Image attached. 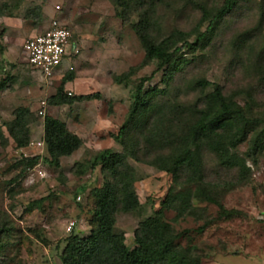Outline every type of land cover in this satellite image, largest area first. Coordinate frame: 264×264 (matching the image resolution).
I'll return each mask as SVG.
<instances>
[{
	"label": "rangeland",
	"instance_id": "obj_1",
	"mask_svg": "<svg viewBox=\"0 0 264 264\" xmlns=\"http://www.w3.org/2000/svg\"><path fill=\"white\" fill-rule=\"evenodd\" d=\"M222 2L161 0L156 4L151 15L152 38L160 41L177 32L188 35L171 42L170 53L180 68L166 85V66L157 71L158 60L143 64L145 53L135 32L140 9L125 11L113 0H0V84L5 85L0 90V127L9 139L8 145H0V264H61L67 238L89 235L94 210L90 192L104 183L100 168L91 169V163L104 149L136 153L137 160L129 157L126 164L136 179L140 208L117 213L114 226L130 250L135 247L139 223L161 210L170 192L185 191L195 197L192 214L174 221L175 210L163 211V221L179 235V249L198 258L200 264H264V149L248 157L246 140L235 150L249 168L244 184L237 182L235 170L220 167L213 154L202 150L204 191L222 208L203 201L195 186L186 185L185 173L174 182L170 174L145 164L164 153L158 144L146 142L152 129L166 139L180 135L189 125L191 107L209 92L194 86L198 80L219 85L225 95L235 93L250 119H264V0H244L215 29L209 44L199 43L194 52L187 47L196 41L198 5L211 10ZM54 19L71 32L73 41L71 61L65 60L62 70L67 72L71 65L74 79L65 83L63 94L67 98L99 95V99L49 105L67 74L43 81L32 73L22 47ZM209 25L201 24L199 31L206 32ZM249 31L248 40L244 34ZM131 69L135 73L124 85L112 81ZM144 77H151L144 92L158 88L167 93L153 101L159 107L157 117L147 129L132 128L123 147L110 135H117L127 120L136 86ZM18 108L32 113L27 117L30 143L24 149L15 148L5 127ZM46 116L64 122L83 140L71 156L59 159V167L49 163L43 143ZM35 156L39 163L28 169L24 159ZM41 199L39 205H32Z\"/></svg>",
	"mask_w": 264,
	"mask_h": 264
},
{
	"label": "trees",
	"instance_id": "obj_2",
	"mask_svg": "<svg viewBox=\"0 0 264 264\" xmlns=\"http://www.w3.org/2000/svg\"><path fill=\"white\" fill-rule=\"evenodd\" d=\"M113 1L125 11L132 8L141 10V17L135 32L144 49L143 64L158 60L157 71L166 66L164 83L169 85L180 68L173 59L174 55L170 53L171 42L175 37L183 40L188 35L177 32L160 41L151 37L150 32L153 27L151 15L156 4L161 0H148L147 4L146 0ZM243 1L223 0L218 8L211 10L198 5L201 17L196 28V41L193 44H187V47L194 52L199 43H203V46L209 44L215 29ZM145 4L147 7L143 9ZM205 22H209L210 25L206 32H200L199 26ZM251 32L244 34L248 40ZM1 68L0 62V70ZM134 73L135 69H131L125 74L114 76L112 81L116 85H124ZM66 74L56 94L49 99L50 106L72 105L77 101L99 99V95L67 98L63 94V86L67 82H72L74 78L72 73ZM150 78L144 77L139 81L127 120L120 127L117 135H110L116 143L123 147L126 146L132 128L147 129L151 120L159 114V107L154 105L153 101L164 96L167 91L151 88L144 92V84ZM194 86L202 93H205L206 89H209V92L203 94L202 99L191 107L189 125L180 135L165 136L166 139H161V136L152 129L146 142L150 145L158 144V149L164 153H158L145 164L157 171L170 174L174 182H177L182 173H185L186 185L195 186L198 191L195 192L201 194L203 201L222 208L208 191H204L202 150L206 149L213 154L220 167L235 170L237 182L244 184L248 179L249 168L245 159L239 157L235 150L247 140L249 144L246 156L261 153L264 149V119H250L236 101L237 95L235 93L225 95L219 85L206 80H198L194 82ZM4 87V83H1L0 90ZM247 107L250 109L251 105L247 104ZM31 114L27 108H18L13 113V120L5 126L16 149H24L30 143L27 117ZM250 135L251 137L247 139ZM8 143L9 139L0 127V145L6 146ZM43 143L49 163L54 167H59V159L71 156L82 146L83 140L71 133L64 122L46 116L43 118ZM131 152V154H121L104 149L94 157L91 169L100 168L104 183L101 188H95L90 192L94 202L93 214L88 223L91 230L87 237L72 234L67 238L60 257L61 264H200L198 258L178 248L176 241L179 235L175 234L170 224L163 221V211L166 209L175 210L174 221L193 213L191 199L195 197L189 192H170L161 210L139 223L134 234L135 247L133 249L130 250L125 245L123 234L114 232L117 213H134L140 208L134 188L136 179L133 171L126 164V159L129 157L137 160L136 153ZM39 161V156L24 159L28 169L35 167ZM41 202L42 199L32 202V205L37 206ZM206 227L207 225L200 227L198 233H202Z\"/></svg>",
	"mask_w": 264,
	"mask_h": 264
},
{
	"label": "built area",
	"instance_id": "obj_3",
	"mask_svg": "<svg viewBox=\"0 0 264 264\" xmlns=\"http://www.w3.org/2000/svg\"><path fill=\"white\" fill-rule=\"evenodd\" d=\"M72 45L71 32L54 19L44 31L24 42L22 52L32 73L43 81L50 82L73 71L71 65H68L67 72L62 70L63 62L71 61Z\"/></svg>",
	"mask_w": 264,
	"mask_h": 264
}]
</instances>
